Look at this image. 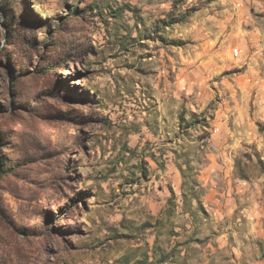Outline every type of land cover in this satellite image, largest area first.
Returning <instances> with one entry per match:
<instances>
[{
    "label": "rangeland",
    "instance_id": "rangeland-1",
    "mask_svg": "<svg viewBox=\"0 0 264 264\" xmlns=\"http://www.w3.org/2000/svg\"><path fill=\"white\" fill-rule=\"evenodd\" d=\"M0 264H264V0H0Z\"/></svg>",
    "mask_w": 264,
    "mask_h": 264
},
{
    "label": "built area",
    "instance_id": "built-area-1",
    "mask_svg": "<svg viewBox=\"0 0 264 264\" xmlns=\"http://www.w3.org/2000/svg\"><path fill=\"white\" fill-rule=\"evenodd\" d=\"M234 55L236 56V55H238V50L237 49H234Z\"/></svg>",
    "mask_w": 264,
    "mask_h": 264
}]
</instances>
